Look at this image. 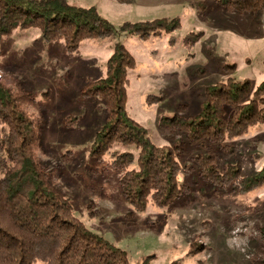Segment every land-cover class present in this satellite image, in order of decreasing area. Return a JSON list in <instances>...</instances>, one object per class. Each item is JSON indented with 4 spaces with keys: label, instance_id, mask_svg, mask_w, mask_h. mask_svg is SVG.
Listing matches in <instances>:
<instances>
[{
    "label": "rangeland",
    "instance_id": "obj_1",
    "mask_svg": "<svg viewBox=\"0 0 264 264\" xmlns=\"http://www.w3.org/2000/svg\"><path fill=\"white\" fill-rule=\"evenodd\" d=\"M67 2L95 8L115 30L124 22H166L168 29L146 39H121L136 63L127 73L125 108L152 143L172 149L181 165L192 167L178 176L186 189L170 205L157 208L148 202L144 211H134L123 198L122 171L112 168L110 155L102 160L91 155L106 116L104 102L80 93L88 81L105 76L118 34L84 40L78 52L68 54L62 40L44 42L37 28L15 29L0 38V80L7 86L20 83L36 99L29 111L40 124L41 165L70 200L74 215L124 250L128 264H252L263 259L264 184L239 192L234 184L220 187L201 179L194 159L204 149L183 134L169 135L159 123L174 114H197L208 86L234 79L248 81L254 90L264 81V9L238 15L215 0ZM148 96L160 99L148 103ZM208 145L222 165L235 167L240 176L264 169V123ZM128 150L137 155L133 147Z\"/></svg>",
    "mask_w": 264,
    "mask_h": 264
},
{
    "label": "trees",
    "instance_id": "obj_2",
    "mask_svg": "<svg viewBox=\"0 0 264 264\" xmlns=\"http://www.w3.org/2000/svg\"><path fill=\"white\" fill-rule=\"evenodd\" d=\"M215 2L238 15L264 9V0ZM171 26H176L174 20ZM31 27L40 31L44 42L62 40L68 54L78 52L84 40L118 34L105 76L88 81L80 90L84 97L102 99L106 111L91 155L98 160L110 155L112 168L122 171L123 198L134 211H144L148 202L157 208L170 205L186 189L178 176L192 167L181 165L172 149L152 143L147 130L127 115V73L136 63L121 42L127 36L146 39L159 34L169 28L166 22H124L115 30L95 8L67 0H0V38ZM159 99L148 96L147 102ZM35 104L31 91L20 83L7 86L0 80V264H128L124 250L74 215L70 200L55 189L50 171L41 165L40 124L29 111ZM263 123L264 81L252 90L248 81L227 79L206 88L197 114L163 117L159 126L204 149L194 159L201 179L220 187L234 184L239 192H248L264 184V169L255 176H240L235 167L222 165L208 144H219ZM252 264H264V258Z\"/></svg>",
    "mask_w": 264,
    "mask_h": 264
}]
</instances>
